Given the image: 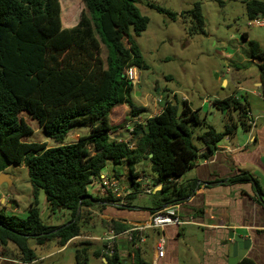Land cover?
<instances>
[{
	"label": "trees",
	"instance_id": "trees-1",
	"mask_svg": "<svg viewBox=\"0 0 264 264\" xmlns=\"http://www.w3.org/2000/svg\"><path fill=\"white\" fill-rule=\"evenodd\" d=\"M81 2L84 9L77 23L63 27L59 0H0V172L10 164L24 166L33 194L24 217L4 214L5 207L1 205L0 244L14 245L18 257L25 262L35 257L28 238L41 245L56 239L63 246L70 239L85 235L80 224L83 209L99 205L98 202L103 207L115 204L112 198H95L88 193V187L99 179L107 162L127 165L130 203L141 185L135 181L140 172L134 166L148 162L154 183L161 184L153 194V198L159 196L156 199L160 204L156 210L150 209L152 213L164 205L180 203L191 194L195 182L183 186L178 179L197 159L210 158L223 137L235 134L239 127L246 132L252 128L249 122L253 117L242 93L212 100L223 113L220 132L205 120L207 112L201 118L186 100L173 94L160 113L133 126L129 140L112 136L116 126L111 125L109 118L114 107L126 105L128 121L145 111L135 103L133 84L125 76L127 67L144 68L145 63L137 45L126 38L129 28L135 35L140 34L148 19L141 15L137 0ZM154 7L174 18L166 9ZM245 11L249 19L264 15V0H245ZM188 13L193 23L188 32L203 33L200 5L196 3ZM242 36L247 39L245 33ZM248 48L250 60L258 64L264 94V48L251 39ZM22 113L34 120L55 145L24 141L23 137L33 128L20 116ZM190 124L205 127L197 135L202 153L192 143ZM78 126L88 127V133L65 143L69 132ZM245 182H251L259 196L264 192L246 171L226 178L227 184ZM39 189L44 192L50 212L66 210L70 219L59 225L45 224L38 207ZM113 207L129 210L135 206ZM101 222L104 230L113 229L116 233L130 227L116 220ZM105 245L104 242L93 255L105 258L108 264H122L117 245L112 254L104 251ZM86 248L75 251L77 264L86 263ZM127 251L130 255L133 251L129 245ZM133 254L134 264H142L139 249ZM235 264L256 262L242 257Z\"/></svg>",
	"mask_w": 264,
	"mask_h": 264
},
{
	"label": "rangeland",
	"instance_id": "rangeland-1",
	"mask_svg": "<svg viewBox=\"0 0 264 264\" xmlns=\"http://www.w3.org/2000/svg\"><path fill=\"white\" fill-rule=\"evenodd\" d=\"M59 2L62 26L75 25L84 9V4L81 0H59ZM196 3L200 5L204 18V32L190 34L188 28L193 23L188 11ZM136 5L141 15L148 19L145 29L140 34L135 35L129 28L128 38H126V40L131 39L137 45L145 63L144 68L136 67L139 80L134 85V90L138 93L136 95L134 91L131 92L137 105L147 103L149 107L155 105L162 108L174 90L180 96L187 98L189 105L199 112L201 118L207 111L205 120L220 132L223 130V113L216 108L215 115H213V112H209V105L205 109L202 108L200 103L203 99L209 102L210 98H222L236 92L245 96L244 90L247 88L262 92L260 86L252 85L259 79V69L257 62L249 58L248 40L255 39L264 48V27L248 26L249 18L245 11V0H137ZM154 6L166 9L174 15V18L165 12H159ZM243 33L247 35V39L243 38ZM102 56L105 57L104 49ZM237 87H240L241 90H238ZM157 97H159V101L154 103ZM231 113L236 118V112L232 111ZM20 116L33 128L32 133L23 137L24 141H47L48 146L55 145L53 141L45 137L34 120L25 113ZM190 128L192 143L199 148L201 143L197 135L202 133L205 127L202 124H190ZM88 131V127H75L69 132V137L67 136L65 142L76 141L79 136L88 133ZM240 133H246V131L239 127L235 134L229 137L237 139ZM134 168L143 173L142 175H152L146 161L136 164ZM112 171L121 187L129 184V171L125 163L117 164ZM3 173L13 177L12 187L9 191L7 184L0 186V191L12 196V205L10 202H6L4 207L9 211L12 206L14 211H18L14 215L24 217L33 195L27 169L22 165L10 164L3 170ZM179 183L187 185L182 181ZM148 196L153 197V194L140 193L139 195L144 201H148ZM37 200L40 217L45 224L59 225L70 219L66 210L50 212L45 207V195L41 189L37 191ZM0 204L2 203L0 202ZM158 204L160 201L154 198L152 206ZM99 207L91 206L83 209L80 224L85 234L84 237L68 242L59 253L55 251L56 255L37 260L36 264H77L75 251L84 246L87 247L85 264H103L102 258L93 255V251L101 250L103 246V241L96 239L104 230L101 220H121L123 215L118 214V211L121 210L113 206H107L104 208L105 210L99 209ZM93 208L99 211L104 210L103 215L107 218H98L93 214ZM7 210L3 209V213L11 215ZM193 228L194 231L186 227L183 236L178 239L175 264H195L196 258L201 257L199 253L201 243L194 245L197 250L194 258L187 254L194 244L192 243V234L195 235L198 242L203 241L201 231L197 227ZM153 230L155 229L144 231L145 243L139 247V253L140 255L145 254V259H148L151 253L152 240L150 238L153 235ZM87 235L92 238H88ZM157 239L158 235L153 242L155 243ZM45 242L44 245L38 244L31 237L27 240L29 245L35 247L36 257L42 256L48 250L62 247L58 245L56 239H48ZM0 247L4 246L0 244ZM122 249H124V244H120L119 253L127 252V247L125 250Z\"/></svg>",
	"mask_w": 264,
	"mask_h": 264
},
{
	"label": "crops",
	"instance_id": "crops-1",
	"mask_svg": "<svg viewBox=\"0 0 264 264\" xmlns=\"http://www.w3.org/2000/svg\"><path fill=\"white\" fill-rule=\"evenodd\" d=\"M69 20L71 19L69 18ZM252 85L254 87H259V79L258 81H254ZM237 89L241 90L240 87H237ZM132 91L137 95L138 91L134 90V87ZM244 93L249 104L251 116L254 118L257 117L255 125L248 132L240 133L237 139H230L228 136L223 137L221 142L217 145L216 151L210 158L197 159L193 166L178 179V182L182 181V183L190 185L195 182L191 194L179 203L178 216L181 223L166 226L162 230H153V235L150 238L152 240L151 253L148 259H145V254L140 255L142 263L175 264L178 239L180 236H183L186 227H189V229L193 231V227H197L201 231L203 241L198 242L195 235L192 234V243L194 244L190 248L191 251L187 253L194 258L197 251L194 245L195 243H201V251H199L201 257L196 258L195 264H229L234 241L232 235L249 238L251 243L243 257L253 259L256 264H264V192L259 196L251 182L235 184L226 183L227 177L239 171H246L253 175L264 191V98L262 93L253 88L245 89ZM173 94L176 95V98H180L181 100L185 97L180 96L179 93L173 90L168 99ZM133 98L135 100L134 96ZM200 105L205 109L207 105L211 107L214 104L210 98L209 102L203 99ZM141 106L143 108L145 107V111L140 114L143 118L159 113L158 110L160 108L155 105L154 107H149L147 103H144ZM189 107L194 110L190 105ZM215 110L216 107L214 105L213 115H215ZM127 113L128 107L124 104L113 108L109 119L111 125H115L116 127L112 130V136H117L126 132L125 127L129 122L126 119ZM86 134L87 133L83 135ZM123 137L125 140H128L131 135L130 133L123 134ZM203 151V147L200 146L199 153ZM113 167L114 165L110 161L107 162L100 174H112ZM142 174L143 173H140L139 176ZM145 175L146 174H144V176ZM149 176H153V174ZM98 183V180L93 181L88 187V193L95 198H105L99 194ZM183 186H185V184H183ZM11 187L10 185V188ZM123 188L130 190V184L125 185ZM160 188L161 187L156 186L152 189L151 193L155 194ZM3 193V191H0V202L2 203L0 206H4L6 202H10L12 205V196ZM157 197L154 196V198ZM141 198L142 197H139V194H137L136 198L130 203L132 205L134 204L135 207L129 210L118 211V214L123 215L121 216L123 219L116 220L121 222L125 221L127 223H142L147 221L151 214L150 209L156 210V206H152L154 198L148 196V201H144L143 198ZM98 204L99 205L94 206H100L102 202H98ZM45 205L48 209L46 200ZM113 205L116 204L108 203L104 207L100 206L99 209L107 208V206L112 207ZM5 210H7L6 207ZM104 210L99 211L93 208V214L98 218H107L103 215ZM8 212L15 213L18 211H14L12 206H10ZM104 231L105 230L101 232V235ZM157 235L158 239L163 238L164 240L165 252L164 256L161 258H157L154 251L155 243L153 241L156 239ZM87 237L92 238V236ZM77 238H82V236H77L68 242ZM68 242L59 249L48 250L40 257L35 256L34 259L29 262L22 261L18 257L15 246L8 244L4 247H0V264H36L38 262L37 260L40 261L42 258H49L50 256L56 255L55 251L59 253L61 248ZM120 244H124V249L122 250H125L127 244L124 239L119 240L117 244L118 249ZM29 247L33 250L35 249L33 245H29ZM35 251L36 250H34V253ZM120 256L123 260L122 264H134L133 258L128 251H122Z\"/></svg>",
	"mask_w": 264,
	"mask_h": 264
},
{
	"label": "built area",
	"instance_id": "built-area-1",
	"mask_svg": "<svg viewBox=\"0 0 264 264\" xmlns=\"http://www.w3.org/2000/svg\"><path fill=\"white\" fill-rule=\"evenodd\" d=\"M248 26L264 27V15L259 14L253 18H250L248 21ZM125 76L133 85H135L139 80V73L137 72L136 67L133 65L125 69ZM155 101L154 103H157L159 101V97H157ZM161 110L162 109H159L158 112ZM256 119L257 117L253 118L249 122L252 127L255 125ZM145 121L146 118H143L139 115L133 118L134 124H144ZM127 128L129 131H132V127L127 126ZM135 181L141 184L139 194H150L153 188L156 186H161V184L154 183V177L149 175H141L136 178ZM98 188L99 194L101 196L112 198V200L119 205H126L129 203L128 194L131 192V190L121 187L113 174H101L99 176ZM178 215L179 204L169 205L150 214L147 221L142 223L128 222L130 227L120 233H116L113 229H106L104 233L96 239L106 243L109 254L113 253V250L120 239H124L126 244L129 245L131 250L134 251L137 250L142 243H144V231L146 229L162 230L166 226L180 224L181 221L179 220ZM133 251L131 253L132 258ZM154 251L157 258L164 256L165 250L163 238L157 239L154 245Z\"/></svg>",
	"mask_w": 264,
	"mask_h": 264
},
{
	"label": "water",
	"instance_id": "water-1",
	"mask_svg": "<svg viewBox=\"0 0 264 264\" xmlns=\"http://www.w3.org/2000/svg\"><path fill=\"white\" fill-rule=\"evenodd\" d=\"M213 98H211L212 100ZM214 110V105H212L209 109L210 113H212ZM134 123L131 122L130 123V127L133 126ZM141 131V130H140ZM123 134H127V132L121 133L119 135H117V137H121L123 136ZM135 138V137H134ZM151 156V154H150ZM12 183V177L8 174H5L3 172H0V186L2 184H7L8 185V190L10 188V185ZM233 237V245H232V255L229 258V264H235L239 259H241L243 257V255L245 254V251L248 249V247L250 246V239L249 238H242L240 236L237 235H232ZM103 264H108L107 260L105 258H103Z\"/></svg>",
	"mask_w": 264,
	"mask_h": 264
},
{
	"label": "clouds",
	"instance_id": "clouds-1",
	"mask_svg": "<svg viewBox=\"0 0 264 264\" xmlns=\"http://www.w3.org/2000/svg\"><path fill=\"white\" fill-rule=\"evenodd\" d=\"M133 66H134V65H133ZM136 69H137V68H136ZM133 87H134V85H133ZM262 96H263V94H262ZM213 99H214V98H213ZM213 99H212V100H213ZM166 100H168V99H166ZM182 100H186V97H184ZM144 108H145V107H144ZM160 109H163V107L160 108ZM161 111H162V110H161ZM161 111H160V112H161ZM160 112H159V113H160ZM139 116H140V114H139ZM152 116H154V115H152ZM150 117H151V116H150ZM147 118H148V117H147ZM147 118H146V119H147ZM253 118H254V117H253ZM253 118H252V119H253ZM131 122H133V118H132V120H130V121L127 123V125H126V127H125V131L127 132V134H128V133H131V131H129V129L127 128V126H129ZM133 123H134V122H133ZM255 123H256V121H255ZM133 126H135V124H134ZM133 126H131V127L133 128ZM129 127H130V126H129ZM122 137H123V136H121V138H122ZM129 139H130V138H129ZM129 139H128V140H129ZM112 174H113V173H112ZM100 175H101V174H100ZM138 177H139V176H138ZM138 177H137V178H138ZM153 177H154V176H153ZM98 181H99V179H98ZM160 187H161V186H160ZM138 194H139V193H138ZM139 195H140V194H139ZM102 197H103V196H102ZM105 198H106V197H105ZM113 204H114V203H113ZM115 204H116L117 206H120V205L117 204L116 202H115ZM128 204H130V202H129ZM175 204H179V203H175ZM126 205H127V204H126ZM171 205H173V204H171ZM121 206H124V205H121ZM166 206H169V205H165V206H163L162 208H164V207H166ZM162 208H161V209H162ZM154 212H155V211H154ZM152 213H153V212H152ZM152 213H151V214H152ZM149 216H150V215H149ZM116 221H117V220H116ZM119 222H121V221H119ZM123 222H125V221H123ZM125 223H127V222H125ZM131 223H132V222H131ZM127 224H128V223H127ZM128 225H129V224H128ZM129 226H130V225H129ZM98 237H99V236H98ZM74 238H75V237H74ZM72 239H73V238H72ZM70 240H71V239H70ZM103 243H104V242H103ZM127 246H128V245H127ZM138 249H139V248H138ZM104 251L108 253L106 245L104 246ZM108 254H109V253H108ZM133 257H134V254H133Z\"/></svg>",
	"mask_w": 264,
	"mask_h": 264
}]
</instances>
